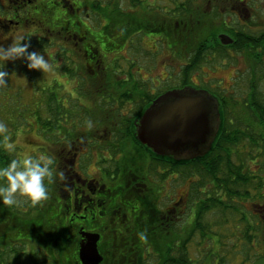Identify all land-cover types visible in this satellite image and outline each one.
<instances>
[{"label": "trees", "instance_id": "obj_1", "mask_svg": "<svg viewBox=\"0 0 264 264\" xmlns=\"http://www.w3.org/2000/svg\"><path fill=\"white\" fill-rule=\"evenodd\" d=\"M9 1L16 2V0ZM252 2L251 0H21L18 2L19 9H15L17 15L14 14L11 18L0 21L4 23L1 25L3 28L9 29L15 24H11L10 19L18 21L15 25L35 24L33 26L36 27L47 25L51 16H57L52 11H55L56 7L62 9L60 24L56 23L57 25L51 27L57 29L55 32L62 35L65 43L69 45V47L61 45L65 47V51L60 60L66 62L60 72L63 78L69 80L67 84L69 82L71 84L69 83L70 89H67L62 82L59 85L68 95L66 102L60 101L54 90L44 89L45 93L40 95L38 108L35 111L30 110L37 116L39 132L48 136L56 131L61 133V136L53 138L49 145L53 148V155L50 151L49 153L54 159L52 166L54 174L52 182L48 184V199L38 203L30 201L26 210L19 209L16 204L9 206L0 202V264H76L75 253L78 251L77 245L80 240L76 223L81 220L79 218L71 220L64 214L65 210L61 204L64 198L58 194L61 188L59 180L63 182L64 172L67 171L65 168L69 167L67 160L71 156L60 153V149L66 145L63 142L68 143L70 139H75L70 138L73 133H77L78 136L81 132L85 133L88 141H93L98 138V131L102 130L115 134L114 137L106 140L112 141L109 154L104 152L103 155H99L100 158L105 159L103 165L109 164L104 166L105 169H109L108 171L112 170L109 174L114 171L123 174L127 170L126 173L131 171L143 180L146 177L154 181L150 188L151 195L146 197L145 203V200L141 201L142 212L138 211L136 217L131 220V233L120 237L118 241L135 245V264H197L189 254L188 239L182 238L180 235L182 232L177 229L179 221L177 222L175 217L165 220V215L155 203L159 197L156 193L160 192L168 178H170L169 182L173 180L180 182L181 179L192 182L194 194L189 198L191 203L188 210L184 212L185 217L188 216L186 219L188 225L185 229L191 231L188 236L196 235V231H199L200 235L210 242L212 245L208 248L210 256L214 255L213 252L224 253L223 247L229 249L231 234L236 237L239 232L244 234L246 243L248 242V253L249 250L255 251L257 248L255 238L259 237L257 231L264 229V213H256L259 204L264 207V86L262 84L264 83V29L254 28L258 26L254 22L257 21L255 17L245 22L233 12V7L236 6L247 8L248 5L249 9H247L250 10ZM220 4L223 5L222 12ZM228 8L233 19L222 20L220 16L227 14ZM20 10H23L21 15ZM34 10H38L42 20L37 19L38 15ZM83 11H86L87 16L96 14L99 24L95 27L84 20L85 17L77 15ZM70 30L72 32L69 33ZM103 33L114 36L111 38H117L118 44L105 42ZM140 33L161 38L166 47L170 45L169 49L167 47L169 51L176 50V53L184 58L188 56V62L183 66L182 85L192 83L189 71L194 70L200 60L214 62L218 58L228 59L230 56L225 55L229 49L236 50L247 58L248 67L243 73V76H248L249 81L248 89L245 91L246 97L240 99L234 95L236 91H240L236 85L232 93L219 94V98L224 102V112L219 132L207 154L179 162L156 155L151 149L141 146L137 140L136 123L149 103L162 92L150 94L145 83L133 77L131 69L135 66L134 62L126 64L127 70L122 73L125 77H119L121 71L119 72V67L116 65L119 66L120 52L130 46L135 34ZM220 33L231 35L234 42L228 45L221 43L218 37ZM83 43L87 47L83 46ZM87 43L91 45L88 46ZM110 56L116 57L112 60ZM125 60H129L126 55ZM109 63L112 64L108 65ZM7 86L0 89V96L3 90L6 95L10 93ZM13 92L16 93V90ZM9 102L12 103L10 100ZM1 105L0 103V108ZM6 105L8 106V103L3 106ZM237 106L241 107L242 112H246V119L233 115L237 112L235 110ZM125 109L126 114H124ZM45 112L49 116L42 117V113ZM26 113L21 106H18L15 113L11 109L9 114H6L4 123L7 124L10 134L8 143L13 135H17V130L24 127ZM88 120L92 121L91 128L86 124ZM30 125L34 127L33 122ZM47 139L49 141L51 138L47 137ZM56 146H58L57 155L54 154ZM93 147L96 146L91 143L88 146L89 153L86 157L89 158V165L94 153ZM14 156L15 152L6 150L0 138V166L7 164L15 158ZM61 172L63 176L60 175ZM250 200L256 201L252 204L254 212L253 214L250 212L251 215L241 208L242 201ZM209 212L219 220L206 218L205 221ZM253 217L255 224L251 222ZM236 221L239 224H236ZM212 225L216 227L218 241L208 234ZM231 226L234 229L232 233ZM238 239L240 236L231 241L238 244L242 238L239 241ZM235 244L234 247L237 246ZM262 256L264 253L251 260L248 255L246 260L248 264L250 261L252 264ZM219 259L225 262L224 256ZM108 260H110L109 253L103 264H110Z\"/></svg>", "mask_w": 264, "mask_h": 264}, {"label": "rangeland", "instance_id": "obj_2", "mask_svg": "<svg viewBox=\"0 0 264 264\" xmlns=\"http://www.w3.org/2000/svg\"><path fill=\"white\" fill-rule=\"evenodd\" d=\"M21 2V0H19ZM16 0V2H10L9 0H0V21L1 19L4 20V18H11L15 14V8L17 9L19 6V2ZM248 1V0H247ZM252 7L250 5V10H248L249 6L245 8H238L233 10L237 14V16L240 18H243V21L247 20H254L258 24V26H255L254 28L258 29H264V0H251ZM221 12L223 5L220 4ZM231 7V5L229 4ZM245 8V9H244ZM38 9H41L38 7ZM87 9V8H85ZM60 8L55 9L54 12L57 14V16H51L50 21H48L47 25H41L39 27L32 25H11L9 29L3 28L1 25H4V23L0 22V45H3L4 47H8L12 42L13 39L18 35H23L26 38H30L32 49H39L43 52H45L46 57L50 59L54 71L43 74L39 70H29L26 67V64L20 60H17L15 62L8 61L5 65V70L10 74L9 77L6 79L8 80V92H4V90L1 92L0 96V121L5 122L6 114L8 115L9 112L17 110L18 106L24 109L25 113L30 110L35 111L38 108V105L40 103V95H42L44 89L54 90V92L57 93V96L60 101L66 102V97L68 95L66 94V91L61 88L60 82L65 84L67 89L69 88V81L66 78H63L61 75H63L60 71L61 68L64 66L65 62L64 60H60V58L63 57L65 47H69L68 44L65 43L63 40L62 35H59L51 26L57 25L56 23L60 24V15H61ZM92 10V9H91ZM210 10V9H207ZM23 13V10H20L19 14L21 15ZM34 13L38 15L37 19L42 20L43 18L39 17L40 13L38 10H34ZM86 11L80 12V14H77L78 16L82 18H86L88 23H90L93 26H97L99 23V18L96 16V14H92L90 16H87ZM73 14V13H72ZM88 18H87V17ZM222 20L228 19L232 20V14L229 12V8L227 9V14H224V16H220ZM249 19V20H248ZM246 22V21H245ZM49 25V26H48ZM252 31V30H251ZM255 31V30H254ZM105 36L102 35L105 42H111L118 44L117 38H111L114 36H110L109 34L103 33ZM101 33L99 32V36ZM149 35H152V33H149ZM107 36V37H106ZM110 36V37H109ZM231 36V35H230ZM59 37V40H58ZM106 37V38H105ZM232 37V36H231ZM132 42H130V46L127 47L129 49L128 53L127 49H123L120 52V60H119V66L116 65V67H119V72L121 71L120 78L125 77L124 74H122L125 70H127L126 64L130 62H134L135 66L131 69L133 73V77L138 80L145 83L146 88L150 94H156L160 91V89L163 87H179L183 81V66L188 62V56L185 58L182 55H179L178 52L175 55V57L170 54V51L167 49L170 48V45L166 47V44L163 43V40L161 38L157 37H151L147 36L144 33L135 34L132 38ZM23 43V42H22ZM64 45V46H61ZM63 47V49L61 48ZM71 47L74 49V46L71 45ZM30 49V50H32ZM127 56L129 57V60H125L124 58ZM225 56H230L228 59L226 58H219L212 62L208 60L206 61H199V64L196 66V68L192 71H189L190 74V80L192 82L191 85L196 84V87L199 85L200 89L208 90L210 92H225L226 89L233 90L234 85H236L240 91H236V97L240 99H244L246 96V92L249 86L248 76H243V73L248 67V60L245 57L244 54L237 52L236 50H228V53ZM111 57V56H110ZM116 57V56H115ZM115 57H111L112 60ZM109 58V57H108ZM59 60V64H58ZM124 61V62H123ZM80 62V61H79ZM112 63H109L108 65H111ZM124 66V67H123ZM122 67V68H121ZM117 69V68H116ZM168 82V83H166ZM71 84V83H70ZM264 86V83H262ZM244 85V86H243ZM243 86V87H241ZM4 86H0V89H2ZM16 90V93L13 92ZM69 92V91H67ZM35 93V97H34ZM70 93H73L70 91ZM8 96V97H7ZM9 97L13 98L10 99ZM8 98V99H7ZM7 99V100H6ZM12 101L11 102H9ZM6 103H8V106H3ZM235 110L237 111L238 116L243 117L246 119V112H242V109L240 106L235 107ZM26 113L25 115V125L24 127H20L17 130V135H13L10 143L13 145L14 152H15V158L17 156H24V155H39L41 153L46 154L47 152L51 153L53 155V148L49 147L51 140L55 137L61 136V133L56 131L55 133H52L48 136V134H43L39 132L38 128L39 125L36 122V115L33 113ZM127 113V110H124V114ZM42 117L49 116V114L42 113ZM31 122H33L34 127L31 126ZM65 126V125H64ZM25 129V130H23ZM45 137V138H44ZM48 138H51L48 141ZM47 147L46 149H44ZM58 146L54 148V154H56V149ZM137 152V151H136ZM49 153V155H50ZM57 155V154H56ZM93 167V166H92ZM77 171H80L79 168L76 169ZM81 172V171H80ZM82 173V172H81ZM64 178V177H63ZM157 179V176H155ZM158 180V179H157ZM170 178H168V184L167 188L171 187L170 190V198L167 200V205H169L171 202H175L179 198V192L182 193V196L185 198V200L182 202L180 208L182 209V219L179 221L177 229L180 230L179 232H182L180 235L182 238H187L188 243L187 247L189 250V254L191 255V258H193L197 264H248L247 262V256L251 258V260H254L257 255H260L264 253V229L257 231L259 237L257 236L255 239L257 240V248H255V251L249 250L247 248L246 238L242 232H239L236 237L240 236V242L238 244H235V241H231L232 239H235V235L231 234L229 238V249L226 247H223L224 253H214L213 256H210L208 254V248H210L212 245L210 242L200 235L199 231H196V235H190L191 231L186 230L185 227L188 225L186 220L188 216L185 217L184 212L188 210V207L190 206V199L192 198V195L194 194L193 191V185L192 182L189 180H180V182H169ZM61 181L59 180V183ZM166 188V189H167ZM188 193V194H187ZM187 194V196H186ZM66 196V193L63 194V197ZM30 202V200L18 196L16 205L19 209L26 210L28 209L27 204ZM253 203H256L254 200L250 201H242L241 208L243 210H246L249 214L250 212H254L253 209ZM261 203V202H260ZM240 208V209H241ZM242 210V209H241ZM263 213H264V207H263ZM251 215V214H250ZM206 218L217 221L219 220L217 216H214L213 213H207L205 217ZM239 218V216H238ZM256 219V217H255ZM257 220V219H256ZM251 222L255 224L254 217L251 218ZM183 224V226H182ZM221 224V222H220ZM236 224H239L236 221ZM189 228V227H187ZM231 233L234 231L233 227H230ZM244 228V225H243ZM183 230V231H182ZM244 230V229H242ZM241 230V231H242ZM190 231V233H189ZM189 233V234H188ZM209 236L212 239H215L218 241L219 235L217 234L216 227L212 225L210 228V231L208 232ZM234 242V243H233ZM233 245H237L234 247ZM218 247V246H217ZM252 249V248H251ZM258 253V254H257ZM221 256H224L225 262H222L221 259H219ZM251 264V261H250Z\"/></svg>", "mask_w": 264, "mask_h": 264}, {"label": "flooded vegetation", "instance_id": "obj_3", "mask_svg": "<svg viewBox=\"0 0 264 264\" xmlns=\"http://www.w3.org/2000/svg\"><path fill=\"white\" fill-rule=\"evenodd\" d=\"M239 7L242 8V6H236L233 7V10ZM18 9L19 8L16 10ZM15 15L17 14L15 13ZM9 22L11 24L18 23V21L15 22L12 19H10ZM76 26L78 25H75V27ZM70 32L72 31L70 30L69 33ZM74 38H76V36H74ZM80 39L82 40L83 37L81 36ZM92 42L96 43L95 40H92ZM87 44L88 46L91 45L90 43ZM83 46H85L84 43ZM170 54L175 57L177 54L176 50L173 52L170 51ZM191 84H179V87L170 88L162 86L160 89L162 92H160L158 96L173 89H182L186 87L200 89L199 85L196 87V84ZM232 91L233 90L230 91V89L225 90V92L229 93H232ZM211 93L218 99V110L221 123L224 112V102L219 98L220 92L213 91ZM158 96H156L155 99ZM151 103H149V105ZM233 115L236 117L238 116L237 112ZM114 136L115 134L113 132L102 130L98 131V138H95L93 141H88L85 133L81 132L80 136H78L77 133H73L70 138L75 139H70L68 143L63 142L66 145H63L64 147L60 149V153L71 156H69L67 160L69 167L65 168L67 171L65 170L66 173L64 172V180L60 183L61 188L58 194L63 197V194L66 193V196L63 197L64 200L61 202L65 210L64 214L69 216L71 220H76L78 218L81 220L76 223L78 227L77 231L80 236L77 245L78 251L75 253L76 264H83L79 257V249L83 241V232H92L100 236L97 242V249L102 256V261L99 264L104 263L108 253L110 255L108 263L110 264H135V245L118 241L120 237L131 233V220L135 218L136 213L140 211L142 207L141 201L145 200V203L146 197L151 195L150 188L154 181L146 177H144L143 180L141 179L142 177L137 176L131 171L126 173L127 170H125L123 174L119 171H114L109 174L112 170L108 171L109 169L104 168V166L109 164L103 165L102 162L105 159L100 158L99 155H103L104 152L109 154L108 150H110L112 141L109 142L106 140ZM135 136L137 138V133H135ZM90 143L94 144L96 147L92 148L94 153L93 157L90 158L91 164L89 165V158L86 156H88L89 153L88 146ZM139 143L141 146H146L140 141ZM140 150L142 151V149ZM165 159L168 158L166 157ZM78 168L82 173L76 170ZM166 183L168 184V181H165L160 192L156 193L159 194V197L155 203L165 215V220L169 217H175L178 222L182 217V209L180 206L184 197L182 193L179 192V198L175 202H171L167 205L171 188H167ZM256 211L257 214H262L263 205L259 204ZM141 212L142 210L140 213Z\"/></svg>", "mask_w": 264, "mask_h": 264}, {"label": "water", "instance_id": "obj_4", "mask_svg": "<svg viewBox=\"0 0 264 264\" xmlns=\"http://www.w3.org/2000/svg\"><path fill=\"white\" fill-rule=\"evenodd\" d=\"M228 45L234 39L225 33L219 36ZM218 99L209 91L186 87L169 90L158 96L136 123L138 140L156 155L184 161L209 152L218 134L220 114ZM79 257L83 264H99V235L83 232ZM252 264H264V256Z\"/></svg>", "mask_w": 264, "mask_h": 264}, {"label": "clouds", "instance_id": "obj_5", "mask_svg": "<svg viewBox=\"0 0 264 264\" xmlns=\"http://www.w3.org/2000/svg\"><path fill=\"white\" fill-rule=\"evenodd\" d=\"M30 49H32L31 40L23 35L16 36L8 47L0 45V86L8 84L6 78L10 74L5 70L8 61L20 60L29 70H39L43 74L54 71L45 52ZM86 124L89 128L92 127V121L88 120ZM0 138L6 150L14 151L13 145L8 143L10 140L8 126L3 121H0ZM53 164L52 156L41 153L35 156H17L4 166H0V202L12 206L16 204L18 196L32 203L48 199V184L52 182L54 174ZM60 175L63 176V173L61 172Z\"/></svg>", "mask_w": 264, "mask_h": 264}]
</instances>
